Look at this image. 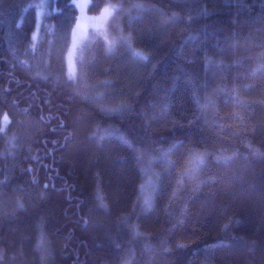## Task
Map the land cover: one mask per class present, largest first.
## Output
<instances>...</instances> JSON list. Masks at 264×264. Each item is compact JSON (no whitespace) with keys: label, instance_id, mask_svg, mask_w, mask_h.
Instances as JSON below:
<instances>
[{"label":"trees","instance_id":"1","mask_svg":"<svg viewBox=\"0 0 264 264\" xmlns=\"http://www.w3.org/2000/svg\"><path fill=\"white\" fill-rule=\"evenodd\" d=\"M33 1L0 0V264H264V0H90L74 81L73 0L36 44Z\"/></svg>","mask_w":264,"mask_h":264},{"label":"rangeland","instance_id":"2","mask_svg":"<svg viewBox=\"0 0 264 264\" xmlns=\"http://www.w3.org/2000/svg\"><path fill=\"white\" fill-rule=\"evenodd\" d=\"M33 3H36V8H37L36 9L37 22H36L35 31L32 34L33 42L34 44H36L39 41L41 33H42L43 21L45 20V16H47V14H55L58 12L59 9H57L58 0H34ZM73 3L75 4L78 10V19H77L76 25L77 23L81 24V28L76 29V25H75L74 29H76L77 31L78 38L82 40L83 42L82 46H83L85 42L87 41V39L89 38L90 33L97 32L91 26H88V19L98 17L100 12L98 14H93L89 12L90 0H73ZM80 5H83V8H81ZM106 25H103V29L106 27ZM81 48L82 47L77 48L72 53V60L75 64V68H74L75 75L77 73V60L81 52ZM70 51H72V33H71V42H70V45H69V48L66 54V64H67L68 74L70 71L73 70L69 65V52Z\"/></svg>","mask_w":264,"mask_h":264},{"label":"snow or ice","instance_id":"3","mask_svg":"<svg viewBox=\"0 0 264 264\" xmlns=\"http://www.w3.org/2000/svg\"><path fill=\"white\" fill-rule=\"evenodd\" d=\"M80 7L83 8V5H80ZM134 7L138 8V9H142L143 5L142 4H136V5H134ZM120 10H121L120 5H115V4L109 3V4H106L102 8L98 17L88 19V26H91L94 30H96L98 33L101 34L102 38L104 39L105 46L107 48H109V50H111V48L114 46V41L108 39L106 29H103V25H106L107 22L113 16H115L116 13L119 12ZM97 22H99V23H97ZM79 28H81V24L77 23L76 29H79ZM76 29H73V32H72V51L69 52V65L73 69L68 74V79L70 81H74L76 79V75H75V71H74L75 64L72 60V53L77 48L82 47V43H83L82 40L78 38ZM121 39H123V37H121ZM136 55L140 59H145V60L147 59V57L142 56L140 53H136ZM113 110H115V109H113ZM4 120L7 121L6 116L4 117ZM0 131H2V129H0ZM198 159H199V163L202 165L203 164V158H198ZM194 176H195V171H193L192 176H190V178H192ZM181 183H183V177H181ZM100 199H101V204L103 206L102 197ZM144 204L146 207H150V201L149 200L145 199ZM17 206L20 208L24 207L23 203L19 200L17 201ZM43 244H44V241L42 238L40 241L41 247L43 246Z\"/></svg>","mask_w":264,"mask_h":264}]
</instances>
